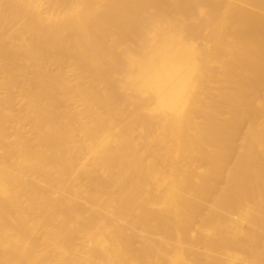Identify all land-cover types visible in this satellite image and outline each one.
Listing matches in <instances>:
<instances>
[{"label":"bare ground","instance_id":"obj_1","mask_svg":"<svg viewBox=\"0 0 264 264\" xmlns=\"http://www.w3.org/2000/svg\"><path fill=\"white\" fill-rule=\"evenodd\" d=\"M0 264H264V0H0Z\"/></svg>","mask_w":264,"mask_h":264}]
</instances>
